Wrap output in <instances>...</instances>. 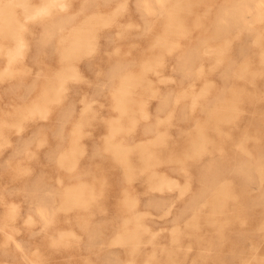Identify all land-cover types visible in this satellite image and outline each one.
Segmentation results:
<instances>
[{
	"label": "rangeland",
	"instance_id": "374dc122",
	"mask_svg": "<svg viewBox=\"0 0 264 264\" xmlns=\"http://www.w3.org/2000/svg\"><path fill=\"white\" fill-rule=\"evenodd\" d=\"M0 264H264V0H0Z\"/></svg>",
	"mask_w": 264,
	"mask_h": 264
}]
</instances>
